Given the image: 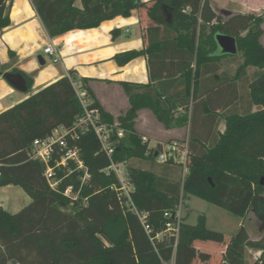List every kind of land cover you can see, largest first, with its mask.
I'll list each match as a JSON object with an SVG mask.
<instances>
[{
  "label": "trees",
  "instance_id": "obj_1",
  "mask_svg": "<svg viewBox=\"0 0 264 264\" xmlns=\"http://www.w3.org/2000/svg\"><path fill=\"white\" fill-rule=\"evenodd\" d=\"M9 1L0 0L2 29L11 24ZM74 1L33 0L50 36L94 28L144 7L154 22L147 28L145 49L114 56L119 65L141 55L149 59V83L121 82L130 101L124 115L115 118L107 112L93 96L89 79H79L88 97H93L90 107L101 120L118 121L126 131L122 138L114 137V160L155 159L158 147H149L136 129L138 112L148 109L167 129L188 126L190 171L182 184L130 166L132 199L140 211L148 212L151 236L131 206L110 189L117 177L103 171L110 160L93 132L79 142L89 181L81 185L84 172L78 171L52 188L44 174L46 165L31 157V146L56 127L72 126L82 114L73 84L78 78L70 72L0 112V187L21 186L32 198L16 213L0 206V264H165L175 252L179 264H190L194 254L187 253L194 243L208 241L211 235L210 240L221 238L210 232L205 215L196 224L187 223L185 217L176 249L174 237L151 240L164 230L168 220L164 212L174 208L182 187L186 196H197L241 218L254 210L264 223V17L239 12L223 18L210 0H152L150 4L83 0V9L75 7ZM217 33L236 38L244 60L235 79L214 75L220 58L227 56L219 49ZM248 67L257 70L250 75ZM13 71L25 77L29 90L33 79L19 69ZM223 119L226 127L220 132ZM69 185L79 190L76 200L65 194ZM223 238L226 245L218 264H246L247 248L261 250L254 264H264V237L253 240L244 223L230 238Z\"/></svg>",
  "mask_w": 264,
  "mask_h": 264
},
{
  "label": "crops",
  "instance_id": "obj_2",
  "mask_svg": "<svg viewBox=\"0 0 264 264\" xmlns=\"http://www.w3.org/2000/svg\"><path fill=\"white\" fill-rule=\"evenodd\" d=\"M142 1L147 4L152 2V0ZM210 1L217 13L222 14L217 1ZM8 5L11 24L6 28H0V112L15 105V98L12 96L7 98L6 105L3 101L7 95H13L15 89L20 90L3 76V73L14 72V69L29 75L33 79V87H45L69 75L70 72H73L78 80L86 77L89 79L87 85L93 96L115 118L124 115L130 108L128 94L121 82L139 84L150 82L147 55L138 56L125 65H119L114 59L117 53L145 49L148 46L147 28L154 22L148 16L147 8L134 9L128 17L119 15L103 21L94 28L72 29L60 36L52 37L33 0H10ZM74 6L83 9V0H75ZM239 12L246 13L243 11L235 13ZM263 37L264 34L262 43ZM50 43L59 49L61 60L53 62L55 66L40 69L36 62V55L38 51H44ZM237 55L238 53L220 58L218 62L220 69L214 74L216 78H220V75L237 78L236 73L239 67L232 73L225 66L226 60L235 59ZM40 64L44 66L46 61L42 60ZM251 68L253 69L247 68L250 75L257 70L255 67ZM209 75L213 74L205 76ZM258 108L259 106L254 107V109ZM148 120L154 123V127L147 126ZM225 127L226 121L223 119L219 126L220 132H224ZM136 129L143 138H147L146 142L151 147L181 139L186 133L188 134V126L165 128L148 109H141L138 112ZM12 186H2L3 193ZM0 206L4 208L3 202H0ZM248 252L252 253L255 259L261 254V250L255 248H248Z\"/></svg>",
  "mask_w": 264,
  "mask_h": 264
},
{
  "label": "built area",
  "instance_id": "obj_3",
  "mask_svg": "<svg viewBox=\"0 0 264 264\" xmlns=\"http://www.w3.org/2000/svg\"><path fill=\"white\" fill-rule=\"evenodd\" d=\"M44 52L50 55L55 63L61 60L59 49L53 43L48 44L44 48ZM73 84L83 106L82 114L76 118L72 126H59L50 135L36 138L31 146V157L46 165L44 174L52 188L57 189L63 178L78 171L84 172L83 176H80L81 185H83L89 181L91 175L81 157L79 142L84 134L95 133L101 143V151L110 160V164L103 171L106 174L114 173L117 177V182L112 184L110 189L116 192V195L126 205L131 206V210L139 217L145 231L151 236L153 228L149 222L148 212L140 211L132 199V191L135 186L129 170L130 160L116 161L113 158L117 141L114 137L122 138L126 132L125 129L119 125L118 121L115 123L102 121L98 112L90 107L91 100L87 95V90L83 87V83L80 80H74ZM143 141L146 142L147 138L144 137ZM149 147L151 146L149 145ZM153 148H157L155 158L169 165H178L181 168L180 181L184 184L191 163L188 136L185 139H175L154 145ZM59 171H62L64 175L59 176ZM65 194L72 200H76L79 197V190L75 191L74 186L69 185L65 189ZM187 205L188 199L182 187L181 195L174 208L164 212V216L168 218L164 230L157 233L155 238L151 237V240L160 239L164 235L174 237L176 249L181 227L185 222Z\"/></svg>",
  "mask_w": 264,
  "mask_h": 264
},
{
  "label": "rangeland",
  "instance_id": "obj_4",
  "mask_svg": "<svg viewBox=\"0 0 264 264\" xmlns=\"http://www.w3.org/2000/svg\"><path fill=\"white\" fill-rule=\"evenodd\" d=\"M218 8L222 10V17L227 18L235 12L243 11L246 13H255L257 15H262L264 17V0H216ZM264 43V37H263ZM42 60L46 61V65L42 66L40 63ZM243 56L238 53L235 59H228L225 62V66L228 71L234 73L237 67L243 63ZM36 62L38 67L48 68L50 66H55L50 56L44 53V51H38L36 55ZM57 67V66H56ZM252 70L253 68L250 67ZM42 87H31L29 90L20 91L15 89V93L13 95H7L5 100L3 101L5 105L7 104L6 100L8 97L15 98V103H18L25 98H28L32 94L36 93ZM89 99L92 100V97L89 96ZM10 106V105H9ZM147 126L154 127V123L150 120L146 121ZM149 123V125H148ZM188 136L186 133L181 139H185ZM130 166H134L137 168L150 170L156 175L165 176L172 180L179 181L181 180V168L178 165H169L158 158L144 160L133 158L130 160ZM4 190L0 187V202L4 204V208L11 212L16 213L22 210L24 207L29 205L32 201V198L25 192V190L21 186L13 185L11 188ZM264 197V194H263ZM188 205L186 208V221L189 224H196L198 217L200 215H205L207 217V225L211 233H214L216 236L221 237L214 238V240L208 241H197L194 243L188 250L190 254H194V258L192 257V261L190 264H218L221 260L223 250L226 245V239L230 238L240 227L241 224L247 227L250 237L253 240H260L264 237V223L257 217L254 210L250 211L246 218H241L236 216L226 209L219 207L215 204H212L202 198L197 196H187ZM214 249V250H213ZM195 250V251H194ZM210 252V257L206 258V256ZM200 255L201 257L197 256ZM204 256V257H202ZM178 254L174 253L173 258L167 262V264H179L177 260ZM246 264H254L256 261L254 255L248 252V248L245 254ZM15 264V263H12Z\"/></svg>",
  "mask_w": 264,
  "mask_h": 264
},
{
  "label": "water",
  "instance_id": "obj_5",
  "mask_svg": "<svg viewBox=\"0 0 264 264\" xmlns=\"http://www.w3.org/2000/svg\"><path fill=\"white\" fill-rule=\"evenodd\" d=\"M216 40L223 53L227 55H234L238 53L237 41L234 36L224 33H217ZM3 76L16 88L23 91L27 90L26 79L21 73L5 72L3 73Z\"/></svg>",
  "mask_w": 264,
  "mask_h": 264
}]
</instances>
